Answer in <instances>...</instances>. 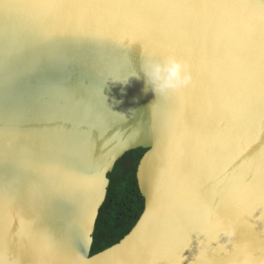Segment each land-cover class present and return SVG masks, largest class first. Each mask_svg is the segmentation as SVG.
Returning a JSON list of instances; mask_svg holds the SVG:
<instances>
[{"label": "water", "instance_id": "95a60500", "mask_svg": "<svg viewBox=\"0 0 264 264\" xmlns=\"http://www.w3.org/2000/svg\"><path fill=\"white\" fill-rule=\"evenodd\" d=\"M169 55L192 81L156 96L141 64ZM137 148L142 211L92 252L109 174ZM241 246L264 264V0H0L9 264H231Z\"/></svg>", "mask_w": 264, "mask_h": 264}, {"label": "trees", "instance_id": "16d2710c", "mask_svg": "<svg viewBox=\"0 0 264 264\" xmlns=\"http://www.w3.org/2000/svg\"><path fill=\"white\" fill-rule=\"evenodd\" d=\"M144 149L126 152L109 174L107 198L102 205L93 234L92 252L117 242L126 234L142 211L143 199L139 194L135 170ZM122 170L118 177L115 174Z\"/></svg>", "mask_w": 264, "mask_h": 264}, {"label": "clouds", "instance_id": "9594fccd", "mask_svg": "<svg viewBox=\"0 0 264 264\" xmlns=\"http://www.w3.org/2000/svg\"><path fill=\"white\" fill-rule=\"evenodd\" d=\"M140 71L144 76L146 90L150 89L156 96H166L171 92H176L192 81L189 64L175 55L166 56L162 60L146 58L141 64ZM133 76L140 78V74L134 68H131L127 74H123L117 68L114 70V74L110 75V79L114 82L127 83L129 77ZM220 234L230 241L235 235L234 226L222 227ZM0 264H9L6 254L2 252H0ZM231 264H257V261L254 253L247 246H241L238 249L237 259L233 260Z\"/></svg>", "mask_w": 264, "mask_h": 264}, {"label": "rangeland", "instance_id": "374dc122", "mask_svg": "<svg viewBox=\"0 0 264 264\" xmlns=\"http://www.w3.org/2000/svg\"><path fill=\"white\" fill-rule=\"evenodd\" d=\"M121 172H122V170H119L118 173L115 175L119 177L121 175Z\"/></svg>", "mask_w": 264, "mask_h": 264}]
</instances>
